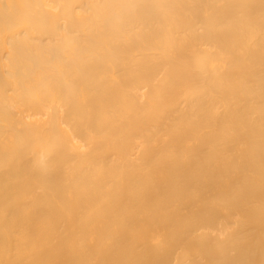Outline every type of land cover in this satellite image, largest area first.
Wrapping results in <instances>:
<instances>
[{
  "label": "bare ground",
  "instance_id": "1",
  "mask_svg": "<svg viewBox=\"0 0 264 264\" xmlns=\"http://www.w3.org/2000/svg\"><path fill=\"white\" fill-rule=\"evenodd\" d=\"M0 264H264V0H0Z\"/></svg>",
  "mask_w": 264,
  "mask_h": 264
}]
</instances>
